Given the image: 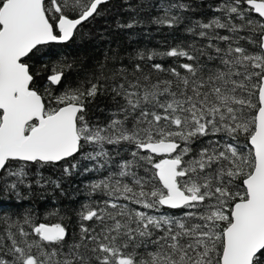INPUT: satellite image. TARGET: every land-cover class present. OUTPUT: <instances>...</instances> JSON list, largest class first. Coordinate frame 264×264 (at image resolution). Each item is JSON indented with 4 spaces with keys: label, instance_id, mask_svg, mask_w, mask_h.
I'll return each instance as SVG.
<instances>
[{
    "label": "snow or ice",
    "instance_id": "snow-or-ice-1",
    "mask_svg": "<svg viewBox=\"0 0 264 264\" xmlns=\"http://www.w3.org/2000/svg\"><path fill=\"white\" fill-rule=\"evenodd\" d=\"M108 2L0 0V197L71 198L66 178L97 175L75 207L0 210V264H264V0H138L117 27L188 38L30 62L90 40Z\"/></svg>",
    "mask_w": 264,
    "mask_h": 264
},
{
    "label": "trees",
    "instance_id": "trees-1",
    "mask_svg": "<svg viewBox=\"0 0 264 264\" xmlns=\"http://www.w3.org/2000/svg\"><path fill=\"white\" fill-rule=\"evenodd\" d=\"M150 3H157L158 0H148ZM130 3L133 7L138 3V0H111L107 4L100 6L101 14L94 20L84 22L81 31L90 35V40L80 42L77 38L75 43L56 44L51 43L42 47L41 53L32 57L31 63L35 67L40 68L42 65H50L55 63L61 56L71 53L72 55H80L86 59L88 65L94 64L97 60H102L104 54L110 51H119L121 54L134 52L135 50L157 49L164 51L170 46H174L182 39H187V34L183 32V26L176 30L167 27L157 26L151 23H143L133 28H119L120 24L127 23L134 11L128 10L127 4ZM121 5H125L121 7ZM162 12L158 8L146 9L140 12L139 18L147 21L150 16L160 15ZM211 10L205 8L197 11L194 18H201L204 15L210 16ZM173 58H165L162 63L170 64ZM51 74L50 72L44 75ZM39 85H46V80L38 81ZM51 88L54 94L62 90L59 85H47ZM96 115L103 117L102 113ZM87 163V162H86ZM59 174V170L45 169V175H52L53 172ZM97 178L95 173H85L83 175H74L66 178L65 188L67 193H72L71 198L67 196L60 197L59 193L53 194L49 190L44 197H32L27 200L17 201L14 197L11 200H6L0 197V210L15 211L23 208L33 207L37 213L43 217L47 215L53 206H72L75 207L77 201L83 200L84 196L76 193L73 190L79 188L84 191V186L90 180Z\"/></svg>",
    "mask_w": 264,
    "mask_h": 264
},
{
    "label": "water",
    "instance_id": "water-1",
    "mask_svg": "<svg viewBox=\"0 0 264 264\" xmlns=\"http://www.w3.org/2000/svg\"><path fill=\"white\" fill-rule=\"evenodd\" d=\"M109 1H111V0H109Z\"/></svg>",
    "mask_w": 264,
    "mask_h": 264
}]
</instances>
